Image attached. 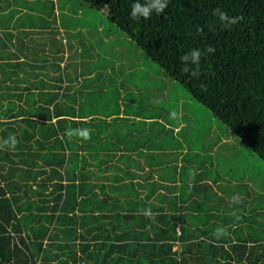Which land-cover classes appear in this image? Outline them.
Returning <instances> with one entry per match:
<instances>
[{
    "label": "trees",
    "instance_id": "obj_1",
    "mask_svg": "<svg viewBox=\"0 0 264 264\" xmlns=\"http://www.w3.org/2000/svg\"><path fill=\"white\" fill-rule=\"evenodd\" d=\"M40 1H24L34 21L15 23L22 56L0 35V140L19 141L0 150V264H264V233L212 235L226 213L206 194L220 177L209 178L205 164L218 148L184 146L180 129L157 124L165 100L146 67L111 59L87 69L97 63L85 65L89 57L106 60L104 47L119 42L83 11H103L120 38L204 106L206 130L215 119L264 160V0H169L139 20L130 19L133 0H65L76 8L61 17L64 31L55 1ZM217 8L239 22L225 28ZM208 46L215 52L201 56L198 74L191 61L184 72L180 57ZM85 128L88 140L65 135ZM228 212L236 227L233 217L244 215L234 205Z\"/></svg>",
    "mask_w": 264,
    "mask_h": 264
},
{
    "label": "rangeland",
    "instance_id": "obj_2",
    "mask_svg": "<svg viewBox=\"0 0 264 264\" xmlns=\"http://www.w3.org/2000/svg\"><path fill=\"white\" fill-rule=\"evenodd\" d=\"M24 1L25 0H0V24H2L0 25V35L10 40L13 43V47L18 45L21 46L20 41H17V37L22 39L23 36V34L20 33L22 28L16 27L15 23L27 20L34 21L35 19L34 14H36V12H31L29 8L24 6ZM28 1L30 2L29 4H31L29 7H41L40 0ZM54 1V14L58 20L56 24L59 25L62 31H64L60 19L63 15L66 16L67 13L72 10V7L76 8V6H73L70 2L66 3L65 0ZM33 3L35 5H33ZM60 4H64L66 7L60 8ZM26 5L28 4L26 3ZM87 6L88 5L84 7L83 11L88 8V10L95 12V16L103 21L101 25L102 28L113 35L112 39L119 42V44L110 43V45L104 47L108 51V54H106V60H101L99 54L98 56L95 55L93 58L89 57L90 60H87L85 65H87L89 61L97 63H95V65H91L90 67L88 66L87 69L90 70L95 67L97 69L102 64V61L110 62L111 59L112 61H116L117 64H124V62L127 61L131 64L136 63L146 67V73L150 76L151 82L155 84V86L158 85V88L156 87V96H160L162 94L163 99L165 100L162 102L158 99L161 101L159 114L161 116L159 117V122L157 124H166V126H171L175 132L177 129H180V140L184 146L189 145V142L196 148H200V145H203L204 147L215 146V149L218 148V152L213 154V161L211 163H205L208 165L212 164L211 167L214 168V172H207L209 178L211 177L214 179L216 174L220 176L218 178V184H213L211 187H208V190L206 191L208 196L212 195L218 199L212 200L211 204L215 208L216 206H221L223 213L226 212L225 215H219L220 219H218L216 226L227 228L225 222H233V219L229 216L228 211L231 212L232 205H234L236 210L235 213L239 212L240 214L242 213V216H244L241 217L239 215L238 217H233L238 218L236 227L233 222L230 226L233 227V229H227L232 238L236 239L241 237L244 239L248 238V236H252V238L255 239L256 237H263L261 233H264V160L252 152V150L231 130H229L227 126L216 125L215 119H213L212 127H210L209 130H206V121H208L207 109L197 103V101L191 97L190 93L178 81L170 78L154 61L150 60L145 54L140 52L133 43H127L125 38H120L119 35L124 37L123 34L109 22H106L103 11L95 10ZM13 9H16L14 13L12 11ZM20 9L21 15L19 17L17 12ZM79 10L82 11V8H79ZM82 17H84V20L88 21L92 18L87 15H82ZM98 18H95V23L98 22ZM70 41L71 43H75V40L70 39ZM95 42L98 46L96 40ZM95 42L93 43L94 45ZM19 46L18 49L21 50L22 47ZM62 50L63 57H67L69 51L65 48ZM127 52V59H125L123 55H120L121 53L125 54ZM117 56H119V58ZM115 58L117 60H115ZM94 72L95 74L97 73L96 71ZM152 76L156 79H153ZM107 80L111 83L109 85V91L113 92L115 89L116 75L108 74ZM93 81L95 80L92 79L90 82ZM107 94L112 95L110 93ZM168 109L170 113H168ZM203 125L204 130L202 129ZM199 133H201L202 139H200ZM137 134L139 135L140 132L138 131ZM201 140L204 141L201 142ZM244 182L249 185L244 186ZM213 191L217 192V194H213ZM221 195L224 196L223 199H220ZM233 196H238L239 200L234 202L232 200ZM255 212H257V214H254Z\"/></svg>",
    "mask_w": 264,
    "mask_h": 264
},
{
    "label": "clouds",
    "instance_id": "obj_3",
    "mask_svg": "<svg viewBox=\"0 0 264 264\" xmlns=\"http://www.w3.org/2000/svg\"><path fill=\"white\" fill-rule=\"evenodd\" d=\"M169 0H133L131 11H130V19L139 20L150 19L153 13L161 14L164 12L165 8L168 5ZM213 15L218 17L220 23L228 28L231 25H234L239 22L240 17H229L226 12L220 10L219 8L213 10ZM215 49L211 46H208L202 52L200 49H193L189 53H186L180 60L185 64L183 68L184 72H189V68L187 64L191 61L192 64L196 65V69L192 71L193 75L198 74L199 62L202 55H207L209 53H214ZM65 135L68 137L78 136L83 140H88L91 138V130L90 129H68L65 132ZM19 141L13 134H9L7 139L0 140V150H14ZM232 200L237 202L239 200L238 196H233ZM143 214L148 216L149 218H153V214L150 209H146L143 211ZM212 235L219 239L222 236L228 235V231L225 227H217L213 230Z\"/></svg>",
    "mask_w": 264,
    "mask_h": 264
},
{
    "label": "crops",
    "instance_id": "obj_4",
    "mask_svg": "<svg viewBox=\"0 0 264 264\" xmlns=\"http://www.w3.org/2000/svg\"><path fill=\"white\" fill-rule=\"evenodd\" d=\"M1 32V31H0ZM35 32V31H34ZM36 33V32H35ZM34 34V33H33ZM32 34V32H31V34H30V36H32L33 35ZM26 37V36H25ZM12 39H13V36H12ZM28 39V37H26V38H24V41L25 40H27ZM27 43H25V45H26ZM21 47V46H20ZM25 51H26V48H24V49H21V50H19V56H22L23 55V53H25Z\"/></svg>",
    "mask_w": 264,
    "mask_h": 264
}]
</instances>
